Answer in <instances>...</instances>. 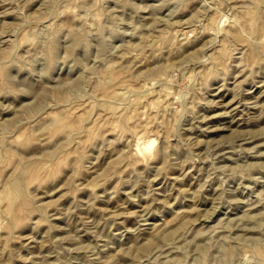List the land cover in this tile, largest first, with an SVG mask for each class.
<instances>
[{"label": "rangeland", "instance_id": "374dc122", "mask_svg": "<svg viewBox=\"0 0 264 264\" xmlns=\"http://www.w3.org/2000/svg\"><path fill=\"white\" fill-rule=\"evenodd\" d=\"M0 264H264V0H0Z\"/></svg>", "mask_w": 264, "mask_h": 264}]
</instances>
